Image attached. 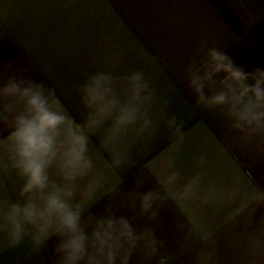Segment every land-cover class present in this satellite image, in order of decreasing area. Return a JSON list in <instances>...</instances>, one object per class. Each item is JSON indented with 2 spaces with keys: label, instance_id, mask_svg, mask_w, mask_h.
<instances>
[{
  "label": "clouds",
  "instance_id": "1",
  "mask_svg": "<svg viewBox=\"0 0 264 264\" xmlns=\"http://www.w3.org/2000/svg\"><path fill=\"white\" fill-rule=\"evenodd\" d=\"M183 82L196 108L224 122L226 147L264 157V68L246 71L224 48L202 45L184 66ZM76 92L79 115L27 67L0 63V179L17 181L14 197L0 192V239L13 247L27 242L40 255L49 250L52 264H220L213 233L178 221L174 251L156 234L167 202L200 199L201 175L185 176L164 155L136 171L131 190L120 188L121 174L162 131L176 143L185 137L183 120L169 113L145 70L86 73ZM109 173L118 179L111 182ZM152 178L157 186L142 190ZM219 191L232 205L227 224L236 230L237 264H264V214L256 219L264 190ZM104 198L102 214L92 212ZM122 208L134 215L117 214ZM135 219L147 223L137 228Z\"/></svg>",
  "mask_w": 264,
  "mask_h": 264
},
{
  "label": "crops",
  "instance_id": "2",
  "mask_svg": "<svg viewBox=\"0 0 264 264\" xmlns=\"http://www.w3.org/2000/svg\"><path fill=\"white\" fill-rule=\"evenodd\" d=\"M205 47L224 48L246 71L264 68V0H0V63L27 67L36 80L57 91L63 105L79 115L77 85L86 73L110 68L127 73L143 68L169 101V113L183 120L185 137L173 142L166 131L136 156V167L121 174L120 188L131 190L134 175L161 156L174 158L185 176L199 174L200 199L190 204L167 202L155 225L165 250H177L176 222L213 233L220 264H237L236 230L227 219L232 205L221 188L264 190V157L226 147L219 115L195 107L183 82V69ZM103 167V159L100 161ZM109 180L118 179L109 173ZM16 179H0V192L16 195ZM154 178L142 190L155 188ZM216 189L215 199L209 200ZM107 198L91 211L102 214ZM117 214L132 217L127 208ZM264 209L256 213V219ZM146 220L135 219L141 228ZM55 238L49 242V249ZM199 247V242H192ZM187 262L188 257L184 258ZM0 264H52L49 250L32 252L27 242L10 246L0 239ZM135 264V258L133 259Z\"/></svg>",
  "mask_w": 264,
  "mask_h": 264
}]
</instances>
